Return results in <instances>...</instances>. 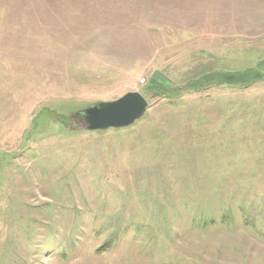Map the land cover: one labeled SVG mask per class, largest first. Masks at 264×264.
<instances>
[{"label":"rangeland","instance_id":"rangeland-1","mask_svg":"<svg viewBox=\"0 0 264 264\" xmlns=\"http://www.w3.org/2000/svg\"><path fill=\"white\" fill-rule=\"evenodd\" d=\"M0 264H264V0H0Z\"/></svg>","mask_w":264,"mask_h":264},{"label":"water","instance_id":"water-1","mask_svg":"<svg viewBox=\"0 0 264 264\" xmlns=\"http://www.w3.org/2000/svg\"><path fill=\"white\" fill-rule=\"evenodd\" d=\"M149 102L139 91H130L115 100L89 106L76 113L90 130L123 128L134 124L147 111Z\"/></svg>","mask_w":264,"mask_h":264}]
</instances>
